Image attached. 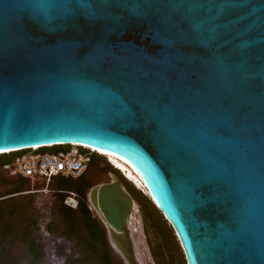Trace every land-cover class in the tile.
<instances>
[{"label":"water","instance_id":"obj_1","mask_svg":"<svg viewBox=\"0 0 264 264\" xmlns=\"http://www.w3.org/2000/svg\"><path fill=\"white\" fill-rule=\"evenodd\" d=\"M73 143L137 170L188 264H264V0H0V151ZM88 200L141 264L122 179Z\"/></svg>","mask_w":264,"mask_h":264},{"label":"trees","instance_id":"obj_2","mask_svg":"<svg viewBox=\"0 0 264 264\" xmlns=\"http://www.w3.org/2000/svg\"><path fill=\"white\" fill-rule=\"evenodd\" d=\"M103 157L98 152L94 153L87 170L77 178L56 176L61 179L54 177L51 181L55 200L51 206L53 217L46 224V229L74 242L73 252L67 256L66 264H125L111 246L107 228L88 200L89 190L99 183V177L117 171L108 162L102 164ZM11 160L12 156L0 155V172L3 173L0 180L4 182L0 186H7L5 190H0V264H41L45 257V244L40 235L38 210L34 204L36 192H30L37 190L39 184L34 185L27 178H11L6 174L4 166ZM90 172L94 173L93 179L88 177ZM121 179L128 191L133 192L143 204L146 220L151 221L163 244L169 247L172 254L170 259L160 258L164 254L162 244H158L154 250L160 264H188L181 243L174 229L168 226L164 214L151 204L152 199L148 195L136 190L126 179ZM68 191L78 193L77 208L65 204Z\"/></svg>","mask_w":264,"mask_h":264},{"label":"rangeland","instance_id":"obj_3","mask_svg":"<svg viewBox=\"0 0 264 264\" xmlns=\"http://www.w3.org/2000/svg\"><path fill=\"white\" fill-rule=\"evenodd\" d=\"M70 146H57L54 148H45L42 149V151L47 152H55L60 149H69ZM102 164L105 162H108L115 168V166L110 161V157H103ZM116 169V168H115ZM116 172H108L104 174L103 176L99 177L97 181H99L98 184L110 181L113 178V175H117L120 178H124L121 171L116 169ZM3 173L0 172V175ZM8 174V173H6ZM88 177L93 179L94 173L90 172L88 174ZM13 178V177H11ZM55 179H61L60 177H55ZM125 179V178H124ZM127 180V179H126ZM9 182H13L14 180H8ZM128 181V180H127ZM134 186L136 190H140L141 188H138L136 184H134L132 181H128ZM129 183V184H130ZM0 184H4L3 181L0 180ZM9 184V183H8ZM32 185V184H31ZM33 186V185H32ZM7 186H0V190H5ZM128 189V188H127ZM37 190H42V186L39 185L37 187ZM144 189L140 190L144 195H147L146 192L143 191ZM138 204V211L133 213L132 218V229H133V239L135 241L136 250L139 256V260L141 264H160L159 259L155 256L154 250L157 248L158 244H162L161 248L164 251L163 256L160 258H166L170 259L171 253L169 252V247L166 246V244H163V239L158 235V231L152 226V223L150 220H146L145 213L143 209V204L140 203V201L137 199V197L133 194V192H130ZM35 197L34 204L38 210V216H39V224H40V235L42 238L43 243L45 244V257L41 264H66L67 263V256L72 254L73 252V246L74 242L66 239L62 235H55L47 231L46 224L51 220L53 217V212L51 209V206L55 200V196L53 194V190L49 191H37ZM151 204L159 210V208L156 206L154 202L151 201ZM95 211V210H94ZM160 212H162L160 210ZM97 214V212L95 211ZM164 218H166L164 216ZM168 226H173L168 221ZM174 229V228H173ZM174 234L175 230H174ZM177 236V235H176ZM178 239V237H177ZM172 248V246H171ZM115 251V250H114ZM116 252V251H115ZM79 254V253H78ZM77 254V256H78ZM116 254L124 261L123 257L116 252ZM178 255V254H176ZM178 264V263H175Z\"/></svg>","mask_w":264,"mask_h":264},{"label":"built area","instance_id":"obj_4","mask_svg":"<svg viewBox=\"0 0 264 264\" xmlns=\"http://www.w3.org/2000/svg\"><path fill=\"white\" fill-rule=\"evenodd\" d=\"M70 146L69 149H60L55 152L42 151L45 148H54L59 146ZM98 152L92 147L80 144H63L34 146L19 150H8L1 153L12 156L10 163L4 168L9 176H20L29 179L32 184H39L42 190L49 191L51 181L56 176H65L77 178L81 176L88 168L92 155ZM65 204L77 208L79 205V195L75 191H68L65 198Z\"/></svg>","mask_w":264,"mask_h":264},{"label":"bare ground","instance_id":"obj_5","mask_svg":"<svg viewBox=\"0 0 264 264\" xmlns=\"http://www.w3.org/2000/svg\"><path fill=\"white\" fill-rule=\"evenodd\" d=\"M93 149L98 150V152H100L101 154H106L108 156V158L110 157V161L112 162V164L114 166H116V168L118 167V169H120V171L122 170L121 172H123V174L125 176H127V178L130 181H132L134 184H136V186L138 188H141L140 190L144 189L143 191L146 192L147 194H149V191L147 190V188H146L144 182L142 181L139 173L137 172L136 169H133V167L128 162H126L125 160H123L119 156L115 155L114 153H111L108 151H103V150H100L97 148H93ZM6 151H8V150H6ZM6 151H0V154L3 152H6ZM137 211H138V209H136V212Z\"/></svg>","mask_w":264,"mask_h":264},{"label":"flooded vegetation","instance_id":"obj_6","mask_svg":"<svg viewBox=\"0 0 264 264\" xmlns=\"http://www.w3.org/2000/svg\"><path fill=\"white\" fill-rule=\"evenodd\" d=\"M115 168H116V166H115ZM118 168V167H117ZM122 171V170H121ZM123 173V172H122Z\"/></svg>","mask_w":264,"mask_h":264}]
</instances>
